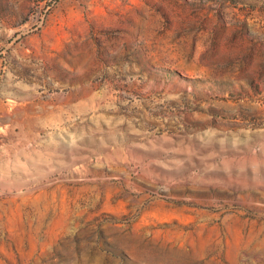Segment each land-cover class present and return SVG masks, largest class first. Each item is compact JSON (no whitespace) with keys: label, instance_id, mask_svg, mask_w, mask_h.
Here are the masks:
<instances>
[{"label":"rangeland","instance_id":"rangeland-1","mask_svg":"<svg viewBox=\"0 0 264 264\" xmlns=\"http://www.w3.org/2000/svg\"><path fill=\"white\" fill-rule=\"evenodd\" d=\"M0 264H264V0H0Z\"/></svg>","mask_w":264,"mask_h":264}]
</instances>
